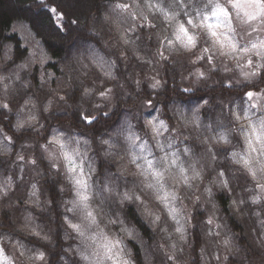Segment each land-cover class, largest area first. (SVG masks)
I'll list each match as a JSON object with an SVG mask.
<instances>
[{"label":"clouds","instance_id":"1","mask_svg":"<svg viewBox=\"0 0 264 264\" xmlns=\"http://www.w3.org/2000/svg\"><path fill=\"white\" fill-rule=\"evenodd\" d=\"M13 10L0 264H264V0Z\"/></svg>","mask_w":264,"mask_h":264},{"label":"trees","instance_id":"2","mask_svg":"<svg viewBox=\"0 0 264 264\" xmlns=\"http://www.w3.org/2000/svg\"><path fill=\"white\" fill-rule=\"evenodd\" d=\"M21 3H25L26 0H20ZM23 14L20 11L17 10H13L12 12L9 11H2L0 12V26L3 27H8L11 21L12 16L14 15H20ZM55 42V41H54ZM59 54V53H57ZM55 192V190L53 189V193Z\"/></svg>","mask_w":264,"mask_h":264}]
</instances>
